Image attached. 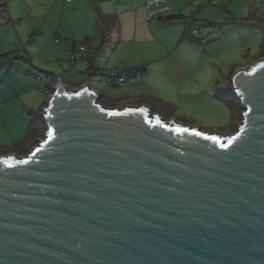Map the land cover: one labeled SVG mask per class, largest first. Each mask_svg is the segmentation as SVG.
Masks as SVG:
<instances>
[{
	"label": "water",
	"instance_id": "obj_1",
	"mask_svg": "<svg viewBox=\"0 0 264 264\" xmlns=\"http://www.w3.org/2000/svg\"><path fill=\"white\" fill-rule=\"evenodd\" d=\"M230 82L223 137L57 84L43 137L0 156V264H264V57Z\"/></svg>",
	"mask_w": 264,
	"mask_h": 264
},
{
	"label": "crops",
	"instance_id": "obj_2",
	"mask_svg": "<svg viewBox=\"0 0 264 264\" xmlns=\"http://www.w3.org/2000/svg\"><path fill=\"white\" fill-rule=\"evenodd\" d=\"M239 1L173 0L171 12L165 19L149 21L144 0H0L1 151L20 144H25V147L33 144V140L24 142L25 129L16 139L7 129L11 119L18 116L17 99L24 108L25 102L21 98L29 93L25 87V68L35 74V84L43 88L44 94L48 83L55 76L63 75L69 89L86 82L105 107L122 109L144 104L150 109L148 98L155 96L182 109L192 90L189 83L182 81L191 65L189 59L185 61V52L194 54L197 50L194 45L202 44L197 23L214 28L217 15L223 19L230 15V18L246 24L241 28L245 37L254 36L245 44L253 42L262 47L264 29L257 21H264V0H242L238 4ZM236 6H240L237 9L239 15L235 12ZM100 16H115L119 25L118 34L108 45H102ZM191 29L199 32L193 40L188 36ZM73 42H84L88 46V61L80 63L79 69L87 77L84 81L73 79L68 84V70L61 68L62 74L54 73L45 65L48 61L62 62V65L69 63ZM262 57L264 55L259 58ZM140 66L145 68L141 84H106L107 88L103 89L90 85L92 80L104 81L103 75L110 69ZM151 111L160 113L158 108ZM2 127L6 132L2 133ZM6 154L0 152L1 156Z\"/></svg>",
	"mask_w": 264,
	"mask_h": 264
},
{
	"label": "rangeland",
	"instance_id": "obj_3",
	"mask_svg": "<svg viewBox=\"0 0 264 264\" xmlns=\"http://www.w3.org/2000/svg\"><path fill=\"white\" fill-rule=\"evenodd\" d=\"M239 7L236 6L235 12L237 15H239L237 12V9H240ZM240 14L243 13L241 12ZM226 17L223 19L220 15H217L215 17L217 23L214 28L197 23L202 44L194 45L197 48L194 54L185 52V61L189 59L191 65L182 79L183 83H189L192 87V90L189 91L191 92L189 94L190 98L184 101L182 109H177L175 105L174 110L168 111V113H159L160 117L165 120L172 119L183 126L197 127L202 133L216 134L218 137L231 135L241 121L242 110L230 82L233 72L247 67L264 55L263 50L253 42L245 44L252 40L254 36L245 37L244 31H241V28L246 25L244 22L230 18V15ZM68 64L62 65V62L48 61L45 66L48 68L47 70H52L54 73L59 72V74L63 72L61 68L68 70L66 75L68 84H70L69 82L72 83L73 79L76 82L86 79L87 76L79 71L82 64L78 63L77 66L72 67ZM24 71L25 87L28 88L29 93L28 96L21 98L25 102L24 108L19 104L20 99L16 100L19 113L15 120L11 119L10 124L7 123L9 125L7 129L10 132V136L15 139L20 134H23L25 129L26 137L24 142H26L28 141L27 134L31 120L34 119L38 123L40 120L42 121L41 117L34 118L30 111L32 109H39V111L43 109L47 94L43 93V88L35 84L37 79L35 74L30 72L28 68H25ZM70 71H72L71 74L69 73ZM90 85L95 86L97 89L107 88L104 81L97 79L90 81ZM5 129L2 127V133L6 132ZM6 135L7 133H5ZM18 146L9 149L5 148L3 151L0 148V152L14 154L10 152H16L15 150L25 146V144ZM14 155L21 156L20 154Z\"/></svg>",
	"mask_w": 264,
	"mask_h": 264
},
{
	"label": "built area",
	"instance_id": "obj_4",
	"mask_svg": "<svg viewBox=\"0 0 264 264\" xmlns=\"http://www.w3.org/2000/svg\"><path fill=\"white\" fill-rule=\"evenodd\" d=\"M173 0H144V9L146 18L149 21L157 19H165L171 12V2ZM211 2V0H209ZM199 35L198 30L191 29L188 33L189 38L192 40ZM89 58L88 46L84 42H73L69 50V63L76 65L78 63L86 64ZM145 75V68L143 66L131 68V69H119L113 68L108 70L103 75V80L106 84L111 86H121L127 84H141L143 77ZM57 84H62L63 87L68 89L65 84L63 75L55 76L47 87L45 88V93L47 94L46 103L43 109L31 111L32 116L41 117L44 114V108L47 105V101L53 93L55 86ZM80 86H87L86 82ZM79 86V87H80ZM76 89V88H75ZM71 89V90H75ZM70 90V89H69ZM43 112V114H42Z\"/></svg>",
	"mask_w": 264,
	"mask_h": 264
},
{
	"label": "trees",
	"instance_id": "obj_5",
	"mask_svg": "<svg viewBox=\"0 0 264 264\" xmlns=\"http://www.w3.org/2000/svg\"><path fill=\"white\" fill-rule=\"evenodd\" d=\"M99 20L103 28L102 45H108L109 43H113L114 35L118 34L119 32V25L117 23V18L115 16H111V17L100 16ZM257 22L264 29V21L259 19ZM261 49L264 51V42L262 44ZM148 101L150 105V110H154V108H158L160 112L168 113V111H172L175 108L173 105L166 103L155 96H150L148 98ZM99 102L101 103L100 100ZM34 118H40V117L34 116ZM44 129H45V126H44L43 121L40 120L38 123L34 119L31 120L29 124V132L27 134V140H33V144L29 147L22 146L21 148H18L17 150H15L16 151L15 153L20 154V155H26L32 149V146L36 144L37 142L36 138L43 137Z\"/></svg>",
	"mask_w": 264,
	"mask_h": 264
}]
</instances>
